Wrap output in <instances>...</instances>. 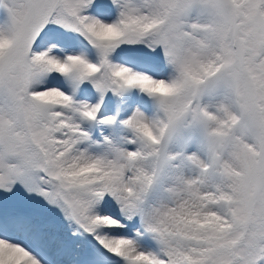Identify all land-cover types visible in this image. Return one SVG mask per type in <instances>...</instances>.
Instances as JSON below:
<instances>
[{"label": "snow or ice", "instance_id": "obj_1", "mask_svg": "<svg viewBox=\"0 0 264 264\" xmlns=\"http://www.w3.org/2000/svg\"><path fill=\"white\" fill-rule=\"evenodd\" d=\"M0 264H264V0H0Z\"/></svg>", "mask_w": 264, "mask_h": 264}]
</instances>
